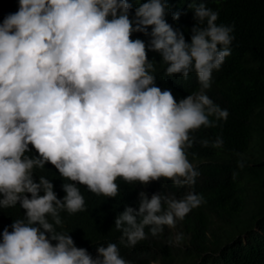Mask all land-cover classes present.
Here are the masks:
<instances>
[{
  "label": "clouds",
  "instance_id": "9594fccd",
  "mask_svg": "<svg viewBox=\"0 0 264 264\" xmlns=\"http://www.w3.org/2000/svg\"><path fill=\"white\" fill-rule=\"evenodd\" d=\"M190 7L196 20L190 41L169 23V0L138 2L134 17L130 0H19L17 10L5 15L0 207L19 204L26 212L11 230L5 226L0 264H135L122 255L120 243L135 247L204 203L195 191L204 173L189 152L198 140L224 146L222 135L198 138L194 132L229 117L207 89L232 53L235 23H218L220 11L206 3L193 0ZM174 15L179 19V12ZM134 32L150 40L133 39ZM149 49L161 54L170 76L195 72L199 88L177 100L170 86H159ZM238 155L246 168L245 154ZM49 162L70 181L63 198L53 179L36 177ZM118 178L144 185L167 178L191 190L183 196L141 190L138 207L128 205L115 218L120 243L98 244L94 256L71 232L58 229L61 211L86 208L80 184L115 197ZM183 239L177 233L175 243Z\"/></svg>",
  "mask_w": 264,
  "mask_h": 264
},
{
  "label": "trees",
  "instance_id": "16d2710c",
  "mask_svg": "<svg viewBox=\"0 0 264 264\" xmlns=\"http://www.w3.org/2000/svg\"><path fill=\"white\" fill-rule=\"evenodd\" d=\"M130 2L134 17L135 7L143 0ZM195 2L218 9V23H235L232 53L220 69L214 70L212 86L207 89L215 102L229 109V117L215 127H202L194 132L198 138L222 135L224 146H204L198 140L189 152V158L204 173L195 191L203 193L205 201L174 227L165 225L164 231L156 236L149 232L146 239L129 247L120 243L122 233L115 227V218L128 205L138 207L141 190L149 196L163 190L183 196L191 186L177 187L167 178L149 185L118 178L119 191L115 197H109L80 184L86 208L75 213L61 211L64 223L57 227L71 232L77 245L86 247L94 256L98 244L117 242L122 255L135 264L150 261L156 264H264V0ZM192 3L193 0H169L171 11L167 15L169 23L183 30L189 41L190 30L196 23ZM18 7L19 0H0V22ZM176 12L180 13L179 19L175 18ZM137 37L146 42L150 40L144 32H134L133 39ZM148 57L156 61L159 86L162 82L170 86L177 100L199 88L195 72L188 78L180 73L170 76L168 65L158 51L149 49ZM239 153L245 154L246 168L241 167ZM236 172L240 173L238 178ZM40 175L54 180L59 197L66 195L63 185L67 178L55 165L49 162L44 169L37 170L38 179ZM25 212L19 204L0 207V242L5 226L11 230L13 220ZM180 232L184 239L175 243V236Z\"/></svg>",
  "mask_w": 264,
  "mask_h": 264
},
{
  "label": "bare ground",
  "instance_id": "6f19581e",
  "mask_svg": "<svg viewBox=\"0 0 264 264\" xmlns=\"http://www.w3.org/2000/svg\"><path fill=\"white\" fill-rule=\"evenodd\" d=\"M35 154V153H34Z\"/></svg>",
  "mask_w": 264,
  "mask_h": 264
}]
</instances>
